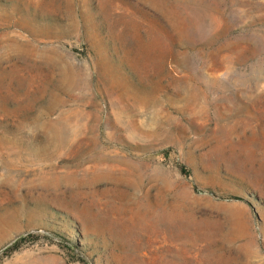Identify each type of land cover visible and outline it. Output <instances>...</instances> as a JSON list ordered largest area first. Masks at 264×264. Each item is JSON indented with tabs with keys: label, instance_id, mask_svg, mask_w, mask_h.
Segmentation results:
<instances>
[{
	"label": "rangeland",
	"instance_id": "1",
	"mask_svg": "<svg viewBox=\"0 0 264 264\" xmlns=\"http://www.w3.org/2000/svg\"><path fill=\"white\" fill-rule=\"evenodd\" d=\"M0 264H264V0H0Z\"/></svg>",
	"mask_w": 264,
	"mask_h": 264
}]
</instances>
